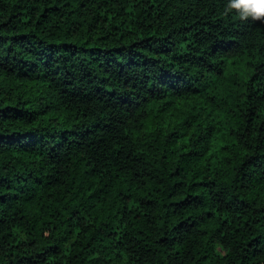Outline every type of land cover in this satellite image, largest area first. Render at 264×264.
Here are the masks:
<instances>
[{"label": "trees", "instance_id": "obj_1", "mask_svg": "<svg viewBox=\"0 0 264 264\" xmlns=\"http://www.w3.org/2000/svg\"><path fill=\"white\" fill-rule=\"evenodd\" d=\"M226 0H0V264H264V19Z\"/></svg>", "mask_w": 264, "mask_h": 264}, {"label": "clouds", "instance_id": "obj_2", "mask_svg": "<svg viewBox=\"0 0 264 264\" xmlns=\"http://www.w3.org/2000/svg\"><path fill=\"white\" fill-rule=\"evenodd\" d=\"M236 10L242 20L251 17L253 21L264 19V0H226L225 14Z\"/></svg>", "mask_w": 264, "mask_h": 264}]
</instances>
